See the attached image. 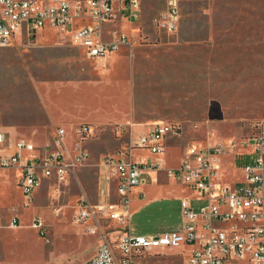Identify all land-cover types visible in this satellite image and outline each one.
I'll return each mask as SVG.
<instances>
[{"label":"rangeland","instance_id":"obj_1","mask_svg":"<svg viewBox=\"0 0 264 264\" xmlns=\"http://www.w3.org/2000/svg\"><path fill=\"white\" fill-rule=\"evenodd\" d=\"M155 6L136 20L125 13L128 23H138L137 44L114 55L112 66L108 56L86 57L47 26L35 31V42L20 39L0 50V126L14 127L36 146L45 145L58 125L72 135L81 124L90 129L86 164L66 181L41 179L26 207L14 183L16 172L0 169V207L13 206L25 225L41 217L48 241L42 237L39 249L53 264L79 262L88 252L81 235L95 243L96 234L74 229L77 199L80 193L95 199L99 156L126 152L142 123L180 126V134L165 140L168 165L180 162L188 143L223 146L231 163L219 179L231 185L243 180L251 153L250 143L244 147L238 141L264 132V0H184L172 32L152 26L149 13ZM144 154L135 147L130 158ZM137 199V206L146 202L145 196ZM9 215L6 211L5 218ZM180 218L179 199L156 198L132 214L130 225L133 233L154 234L172 229ZM182 249L156 248L139 256V263L191 264Z\"/></svg>","mask_w":264,"mask_h":264},{"label":"built area","instance_id":"obj_2","mask_svg":"<svg viewBox=\"0 0 264 264\" xmlns=\"http://www.w3.org/2000/svg\"><path fill=\"white\" fill-rule=\"evenodd\" d=\"M116 1L121 0H0V49L11 46L16 35L33 38L36 30L46 26L67 36L87 57H104L131 47L136 38L117 29L106 33L105 23L114 17ZM122 1L119 11L128 9L135 18L144 0ZM154 24L163 31H175L179 25V0H165ZM180 129L178 124L164 120L148 123L126 152L101 157L99 199L90 202L80 196L74 211V221L83 224L87 233L98 236L94 254L81 264H140L139 256L156 248L176 246L188 248L191 264H264V132L238 141L244 147L250 143L251 153L242 167L243 180L232 185L218 180L223 146L190 144L184 159L166 168V174L203 191L202 202L193 205L187 199L180 201L181 226L177 229L150 235L129 231L131 189L144 181V171L163 168L161 158L133 161L131 149L146 148L161 154L165 138ZM89 132L88 125L77 126L68 149L66 130L57 127L43 151H37L31 141L18 138L13 150L6 152L0 131V168L18 170L23 206L32 202L41 177L62 179L67 172L86 164L88 152L83 141ZM102 221L113 222L118 228L108 224L103 230ZM18 223V217L13 215L8 226ZM30 225L48 241L41 217L33 216ZM111 232L118 235L112 238Z\"/></svg>","mask_w":264,"mask_h":264},{"label":"crops","instance_id":"obj_3","mask_svg":"<svg viewBox=\"0 0 264 264\" xmlns=\"http://www.w3.org/2000/svg\"><path fill=\"white\" fill-rule=\"evenodd\" d=\"M182 1H184V0H179V9H180V4ZM153 3L156 6L154 7V9L149 14L152 17V19H150L151 24L153 27H155V24H154L155 18L157 16L158 12L161 9H163L165 0H144V1H142L140 9L137 13V17H135V18H133L131 16L128 9H124L123 11L122 10L119 11V7L121 6V4H123V1L122 0L116 1L114 3V17L110 18L105 23L106 33L108 34L111 29H117L120 32H123L126 34L128 31L127 28H129L130 34H128V35L126 34V35L129 37H134V38L138 37L139 29H137V27H135L138 23L137 24L128 23L129 20L126 19L127 16L125 13L126 12L128 13V18L130 20H136L137 18H140L144 14L145 9ZM61 36H63V35H61ZM64 37H67V36H64ZM20 39H26L28 42H35L33 40L34 37L33 38H27V36L25 34H22L20 36L16 35L14 43H16L17 40H20ZM136 44L137 43H134L131 47H122L116 51H112L109 55H107L108 58H110V65L111 66L114 65L113 60H112L114 55H118L123 50H132V48ZM4 48H6V47H4ZM79 48L82 49L81 47H79ZM2 49L3 48H1L0 50H2ZM82 51H83V49H82ZM107 56H104V57H107ZM104 57H95V58L101 59ZM91 58H94V57H91ZM122 83H124V82H122ZM124 93L125 92L123 90L122 94L124 95ZM49 121L54 122L53 119H49ZM154 121H157V120H154ZM154 121L142 123L141 125H139L140 127H142V130L137 131V133L140 131H143L148 123H151ZM57 127L65 128L64 126H61V125H58ZM56 128H55V130H56ZM65 130H66V128H65ZM0 131L4 134V149L3 150H5L6 152H11L13 150L14 144L18 138H25V139L32 142V139L23 136L24 134L16 131L14 129V127L1 125ZM66 133H67V130H66ZM178 134H180V131L177 133L169 134V135H178ZM51 137L45 142V144L47 142H49ZM74 137H75V130H74V135L67 133V136L65 138V144H66V147L68 149L71 148L72 140ZM166 138H165V140H166ZM86 140H87V137L83 141V147L88 152V159H89V151H88V148H86V146L84 144ZM165 140H164V149H165V143H166ZM189 145H190V143H188L186 145V147L183 149V153H182V148H181L182 155H180V162L184 159V157L186 155L187 147ZM34 146L36 147L37 151H43L44 145L43 146L42 145L36 146L34 144ZM140 149H144L146 151V154L139 157L137 160H133L131 158L133 161L138 162V161L144 160L146 162H150V161L154 160L155 158H161L163 161V168L149 169L147 171H144L141 174L144 181L141 184L134 186L131 189V192H130V219H129V223H128L129 231L131 233H133L131 230V225H130L131 216L133 213H137V209L140 208L144 203H148L149 201H152L156 198H158V199L159 198L160 199L161 198H173V199H179V202L182 199H187L193 205H196V204H199L202 202V196L204 195L203 191L196 190L191 185L184 184L180 181L174 180V179L170 178L169 176H167L166 168L175 167L180 162L178 164L168 165L165 161V158H164V149H163V152L161 154H153V153L149 152L146 148H140ZM34 153H36V150L34 151ZM107 153H110V152H107ZM104 154L105 153H103L99 156L98 161L96 163L98 169H97V181H96V186H95V199L92 200V199L88 198L87 196H85L83 193H80V195H79V197L84 196L90 202H96L99 199L98 181H99V175H100V170H101L100 159ZM232 154H233V152H232ZM227 155H228L227 153H224L221 155V163H220V168L218 171L219 182H220V179H219L220 170L223 168L224 165L231 163V160L228 161V158L226 157ZM223 156H224V159L222 158ZM0 169H12V170H14L16 172V174L14 176V183L19 188V185H18L19 172H18V170L13 169V168H0ZM74 170H72L71 172H67L63 176L62 179H57L55 176L42 177L41 179L45 178L48 180L56 179L58 181H66L72 176V174L74 173ZM168 180H171L174 183L178 182L181 185V187H179L178 189L172 187L171 184L168 182ZM221 184H225V183H221ZM172 185L174 186L175 184H172ZM19 190H20V188H19ZM37 190L35 191V194L37 193ZM20 192H21V190H20ZM144 196L146 197V202H143L142 204H139L137 206V202L139 200L137 198L138 197H144ZM23 207H26V206H23ZM13 209H14L13 206L12 207H0V264H53V262H51V258H52L51 256L47 257V254L44 251L40 252L41 250L39 249V247H40V241H41L42 236H40L38 234V231L35 228L31 227L30 224L25 225V223H20L19 218H18V222H19L18 226H15V227H9L8 226V222H9L10 218L13 215L17 216L16 213L13 214V211H12ZM75 209H76V207H75ZM6 211H7V213L10 212V215L7 218H5V212ZM180 215H181V211H180ZM108 224H110V226H115L116 228H118V225H116L113 222L102 221L101 222L102 229L104 230V229L108 228ZM78 225H79V227H78ZM78 225L75 226V228H74L75 230H77L79 233L81 231V233L84 235H91L85 231L83 224L78 223ZM180 226H181V218L174 224L173 228L168 230V231L177 229ZM164 232H167V231H164ZM157 233H163V232H157ZM157 233H154V234H157ZM133 234H137V233H133ZM117 235H118V232L109 233V236L112 238L116 237ZM144 235H150V234H144ZM97 243H98L97 234H96L95 243L85 242L83 235H81L80 245L83 247H86L88 249V252H86V253L84 252V254H81L79 256V262L77 264H81L82 262H84L85 260H87L88 258H90L94 254ZM94 245H95V249H93ZM181 247L183 248L182 251L187 254L188 248H186L185 246H181ZM161 248L165 249V248H173V247H161ZM29 251H30V253H29ZM146 254H148V253H146ZM187 256H188V254H187ZM139 259H142V258H139ZM136 260H137V256H136Z\"/></svg>","mask_w":264,"mask_h":264}]
</instances>
